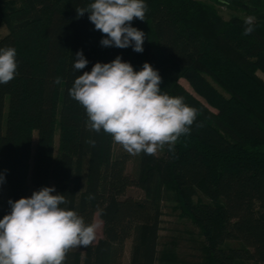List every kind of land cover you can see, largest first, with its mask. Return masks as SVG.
Listing matches in <instances>:
<instances>
[{"label": "trees", "instance_id": "trees-1", "mask_svg": "<svg viewBox=\"0 0 264 264\" xmlns=\"http://www.w3.org/2000/svg\"><path fill=\"white\" fill-rule=\"evenodd\" d=\"M215 1L255 16L254 31L243 35L244 16L225 18L204 0H144L145 20L132 21L146 35L138 53L102 46L90 13L77 18L76 8L94 0H0L8 29L0 48L14 47L18 64L14 79L0 84V219L10 199L54 185L86 224L96 215L103 222L102 236L71 249L64 264H122L130 238L129 264H264V0ZM80 50L89 63L76 72ZM117 56L136 71L151 63L161 91L198 110L174 151L141 153L132 171L130 154L115 153L103 130L90 131L69 95L78 75ZM133 186L143 196L128 195ZM167 201L198 231L190 258L177 238L162 239Z\"/></svg>", "mask_w": 264, "mask_h": 264}, {"label": "clouds", "instance_id": "clouds-1", "mask_svg": "<svg viewBox=\"0 0 264 264\" xmlns=\"http://www.w3.org/2000/svg\"><path fill=\"white\" fill-rule=\"evenodd\" d=\"M147 10L144 0H94L76 8L77 18L90 13L95 30L104 34L102 46H131L138 53L144 51L146 35L132 21L145 20ZM244 23L243 35H250L254 17H245ZM16 55L14 47L0 48V84H8L17 74ZM75 57L76 72L89 63L83 50ZM56 82L62 83L61 78ZM161 83L151 63L145 62L136 71L117 56L78 75L69 95L85 109L90 131L103 130L131 155H156L165 145L174 151L178 138L190 134L198 115L182 97L162 92ZM86 142L95 146L94 140ZM4 180L0 175V185ZM54 192L55 186L43 187L30 197L9 200L11 211L0 219V264H64L71 249L92 245L97 225L86 224L81 215L66 207V196Z\"/></svg>", "mask_w": 264, "mask_h": 264}, {"label": "rangeland", "instance_id": "rangeland-1", "mask_svg": "<svg viewBox=\"0 0 264 264\" xmlns=\"http://www.w3.org/2000/svg\"><path fill=\"white\" fill-rule=\"evenodd\" d=\"M212 4H216L218 7L219 11L225 18L231 17L233 14H239L244 17H254L252 14L246 12L244 9L241 7H231L229 5H226L225 3H218L215 0H204ZM248 2L251 6H257L259 3L256 2V0H244ZM262 11H264V8H262ZM8 33V29L6 25H1L0 26V38L3 37ZM260 74L264 76L261 72ZM181 83L188 89L192 90L191 86L185 79H181ZM37 141V133H35V144ZM122 146L118 145L115 143V153H118L120 150H123L126 152L123 148L121 149ZM164 149L159 150L157 154H162ZM130 161L128 163V171H132L134 167V163L136 160L137 155H131L130 154ZM54 186V185H52ZM51 186V187H52ZM128 195H132L135 197H141L143 196V191L138 188V187H130L127 192ZM6 200H7V189L5 188L3 191L2 195V203H1V208L4 209L6 206ZM174 202H164L163 203V210H164V215H163V222H162V229H161V235L162 239H170V238H177L179 241V247L178 251L180 252L181 255H185L187 257H191L190 254L192 253H197L198 250L197 244L199 245L200 242L196 240H191L190 238H195L198 239V231L194 226L191 224V222L186 219L182 218L179 214L178 211H175L173 209ZM94 223L97 225L96 229V239L102 235V229H103V222L99 218L98 215L95 216ZM196 241V242H195ZM131 238L126 241L125 244V250H124V255L122 257V264H129V259H130V250H131ZM239 243L237 241L232 242V245H238Z\"/></svg>", "mask_w": 264, "mask_h": 264}, {"label": "crops", "instance_id": "crops-1", "mask_svg": "<svg viewBox=\"0 0 264 264\" xmlns=\"http://www.w3.org/2000/svg\"><path fill=\"white\" fill-rule=\"evenodd\" d=\"M101 236H102V235H101ZM101 236H100V237H101ZM100 237H98L97 239L95 238V240H94V241L96 242V241H97V240H98Z\"/></svg>", "mask_w": 264, "mask_h": 264}]
</instances>
